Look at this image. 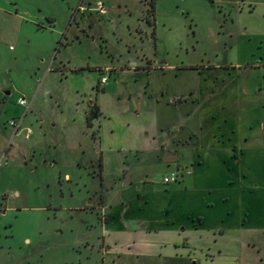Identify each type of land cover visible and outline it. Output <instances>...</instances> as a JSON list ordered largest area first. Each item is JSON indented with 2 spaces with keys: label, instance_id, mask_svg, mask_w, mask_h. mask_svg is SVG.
<instances>
[{
  "label": "rangeland",
  "instance_id": "obj_1",
  "mask_svg": "<svg viewBox=\"0 0 264 264\" xmlns=\"http://www.w3.org/2000/svg\"><path fill=\"white\" fill-rule=\"evenodd\" d=\"M97 2L106 11L96 9ZM147 2L0 0V156L5 155L0 166V264H161L155 257L103 252L118 238L126 246L128 235L107 232L121 225V216L136 219L148 213L178 222H189V213L198 214L194 224L201 229L187 228L197 264H205L204 255L217 249L225 256L237 254L247 264H264V44L252 39L264 29L263 17L247 13L248 5L241 0H156L155 43ZM163 59L178 65H217L200 69L202 83L236 79L229 74L237 73L243 98L235 106L240 135L242 142L247 136L251 140L236 152L240 164L230 168L234 187L223 179L230 166L222 159L224 153H211L207 168L192 156L183 173L181 167L174 169L173 161H163L161 153L136 159L129 151H119L122 143L109 130L99 147L98 138L92 142L88 132L98 137L99 117L88 129L78 98L81 94L88 99L97 73L75 68L159 70ZM248 60L249 72L220 67ZM102 76V82L108 79ZM190 79L197 77L184 75ZM22 96L26 106L18 103ZM12 119H22L20 131L10 126ZM249 127L258 131L253 137ZM172 173L177 181L164 183V176ZM191 175L201 177L194 183ZM214 182L228 183L230 191ZM103 196L106 201L117 199V205L106 209L108 230L96 209ZM122 198L130 211L119 203ZM223 215L226 222L218 221ZM203 217L201 225L198 219ZM245 220L242 232L219 235L225 223ZM101 240L112 244L101 248Z\"/></svg>",
  "mask_w": 264,
  "mask_h": 264
},
{
  "label": "crops",
  "instance_id": "obj_2",
  "mask_svg": "<svg viewBox=\"0 0 264 264\" xmlns=\"http://www.w3.org/2000/svg\"><path fill=\"white\" fill-rule=\"evenodd\" d=\"M241 3L248 5L247 13L255 15L258 12L264 20V0H241ZM239 13L243 14V11ZM246 30L247 28H245ZM255 34L257 35L252 34V39L257 38L258 43L264 44V29L258 30ZM243 36L245 38L246 34ZM260 56V59H264V54ZM128 62L130 65L132 64L131 60H128ZM241 63L244 62H237L236 65L231 63V65L220 67L239 69L246 72L251 70L249 69L251 66H246V63H252L250 60L244 64ZM62 66L67 67L65 63H62ZM64 67L62 70H67ZM202 67L208 69L218 68L217 65L212 63L201 66L185 63L170 64L166 59H163L160 63L159 70L155 69L156 67L135 68L133 66L125 68H121V66L75 68L76 70H88L97 73L96 84L92 83L93 90L88 99L85 100L87 95L79 94L78 102H81L82 121L86 126V115L91 100H94L93 102L99 108L100 140H98V147L104 140L103 133H108L109 130L110 136H113L115 141L122 143L118 144L117 149L119 151H129L135 155L136 159L141 158V154L149 157V153H156L157 156H160L161 153L165 162H167L166 159L174 158L170 161L174 162L175 170L179 167L183 169L184 163H187V160L192 156L194 160L197 158L198 165L201 166L204 162L207 168L206 164L211 160V153L216 152L220 155L224 153L227 157H221L230 166L229 172L226 173L223 179L228 181L230 185L232 184L231 187H234L233 183L235 182H231L230 178V168L232 165L238 166L240 164L241 155L238 159L236 152L240 150L242 143L246 144L251 140L250 136H247L242 142L240 115L235 107L239 101H243L238 93L241 81H239L237 73H230L229 76L236 79H225L222 82L213 81L209 84L202 83L199 78ZM75 69L74 72H76ZM73 71H69V76L74 73ZM188 74L195 75L197 79L184 80V75ZM102 75L108 76L105 82H102ZM81 96L84 100H81ZM80 104L77 103L78 106ZM249 129L252 137L258 132L252 127H249ZM88 134L95 144L94 139L96 141V138L92 137L91 132H88ZM98 156L97 158H99ZM207 160L209 161L207 162ZM175 170H172V172ZM182 171L185 173L184 169ZM194 172L195 169H192L190 174L193 175ZM198 177L192 176L194 183ZM214 183L216 188L224 187L228 192L230 191L226 186L228 183ZM186 185L185 182L184 187H182L185 191L187 190ZM253 187L250 185L249 190ZM255 187L258 188L257 185ZM178 188L181 189V186ZM116 200L113 202L106 201L107 205L104 204L101 208H98L100 215H103V228H106L108 223L106 209L117 205L115 204ZM121 202L124 208L128 211L131 210L127 205V200L122 198L119 203ZM139 211L143 212V209L140 208ZM248 214L247 212L245 215ZM195 216H198V214L189 213V215H185V217L190 218L189 222L184 220L178 222L174 219L164 220L152 216L150 213L136 219H126L121 216L120 221L117 220L122 226L117 225L113 230L106 229L110 235H128L126 246L121 245L119 242L121 238H118L115 241L116 245L106 251L103 250V252L107 255L111 252H121L125 255L131 254L136 258L140 256L155 257L161 261V264H197L194 249L188 242L187 237V228L201 229L194 224L197 222ZM225 217L224 215L220 216L218 221L226 222ZM205 218H199L198 222L203 225ZM246 221L240 225L229 222L226 226L225 223L224 230H219L218 233L220 236L226 232L240 233L245 229ZM256 230H263V228ZM109 243L112 244V242L105 240L104 246ZM252 246H256V244L253 243ZM222 256H224L223 260H221ZM238 258L237 254L225 256L222 250L217 249L209 255L206 253L203 262L205 264H226L224 262L228 264H247L246 260L240 261Z\"/></svg>",
  "mask_w": 264,
  "mask_h": 264
},
{
  "label": "trees",
  "instance_id": "obj_3",
  "mask_svg": "<svg viewBox=\"0 0 264 264\" xmlns=\"http://www.w3.org/2000/svg\"><path fill=\"white\" fill-rule=\"evenodd\" d=\"M145 1H147V0H145ZM147 4L149 5L148 12L152 15V18H153L154 30H153L152 34L155 37V43H156V30H155L156 0H149V2H147ZM92 103L93 102H91V104L89 106V110H88L87 115H86V126L88 129H91L93 127V121L97 118V115L99 112L98 105L96 103H94V104H92ZM91 135L93 138H98V140H100V134L98 135V137H96L94 131H91ZM97 166L99 168V177H101L102 167H103L101 156H99V158H98ZM181 177H183V175Z\"/></svg>",
  "mask_w": 264,
  "mask_h": 264
},
{
  "label": "built area",
  "instance_id": "obj_4",
  "mask_svg": "<svg viewBox=\"0 0 264 264\" xmlns=\"http://www.w3.org/2000/svg\"><path fill=\"white\" fill-rule=\"evenodd\" d=\"M96 9L98 10H102V11H106L104 6H103V3L102 2H97L96 4ZM107 80V78H103V82H105ZM18 103L21 105V106H26L27 105V101H26V98L25 97H20L18 99ZM10 126L14 128V130L16 132L20 131L22 128H21V124H22V121L19 120V119H12L10 122H9ZM26 138H28L31 134V130L28 129L26 130ZM5 160V155H1L0 156V166L3 164ZM177 178H178V175H176V173H172L170 175H166L164 176L163 178V182L168 184V183H172V182H176L177 181Z\"/></svg>",
  "mask_w": 264,
  "mask_h": 264
},
{
  "label": "flooded vegetation",
  "instance_id": "obj_5",
  "mask_svg": "<svg viewBox=\"0 0 264 264\" xmlns=\"http://www.w3.org/2000/svg\"><path fill=\"white\" fill-rule=\"evenodd\" d=\"M151 25H152V24H151ZM152 30H154V26H153V25H152ZM152 32H153V31H152ZM101 200H102V202L100 203L101 205L98 206L97 208L94 207V209H95V208H96V209L101 208V206L105 204L106 200H105V197H104V196H103V199H101ZM103 247H104V241L101 240V248H103Z\"/></svg>",
  "mask_w": 264,
  "mask_h": 264
},
{
  "label": "water",
  "instance_id": "obj_6",
  "mask_svg": "<svg viewBox=\"0 0 264 264\" xmlns=\"http://www.w3.org/2000/svg\"><path fill=\"white\" fill-rule=\"evenodd\" d=\"M172 159H174V158H169V159H166L167 161H170V160H172Z\"/></svg>",
  "mask_w": 264,
  "mask_h": 264
}]
</instances>
